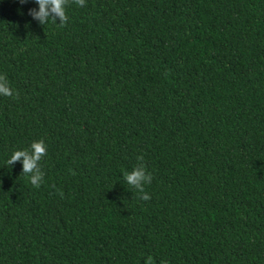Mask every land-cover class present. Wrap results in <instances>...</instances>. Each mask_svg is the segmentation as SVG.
<instances>
[{
	"label": "trees",
	"instance_id": "16d2710c",
	"mask_svg": "<svg viewBox=\"0 0 264 264\" xmlns=\"http://www.w3.org/2000/svg\"><path fill=\"white\" fill-rule=\"evenodd\" d=\"M32 8L0 0V264H264V0Z\"/></svg>",
	"mask_w": 264,
	"mask_h": 264
},
{
	"label": "clouds",
	"instance_id": "9594fccd",
	"mask_svg": "<svg viewBox=\"0 0 264 264\" xmlns=\"http://www.w3.org/2000/svg\"><path fill=\"white\" fill-rule=\"evenodd\" d=\"M19 2L24 4L28 0H19ZM34 2L38 5V10L36 8L29 9L28 14L39 24L46 25L49 19L56 24L58 19L60 21L58 25L61 27L67 24L68 16L65 9L69 0H34ZM73 2L78 6H85V0H73ZM0 95L14 96L13 90L4 75H0ZM46 154L47 147L44 140L33 141L27 149L13 151L7 160V164L12 166L15 162L22 161V174L29 177L34 187L39 188L44 177L39 162ZM137 159L143 160V157H137ZM123 176L128 185L134 186L141 193L140 199L149 200L151 198L144 192V184L151 183L152 176L145 171L143 164L133 168L131 172H123ZM145 264H154L153 257L148 256Z\"/></svg>",
	"mask_w": 264,
	"mask_h": 264
}]
</instances>
